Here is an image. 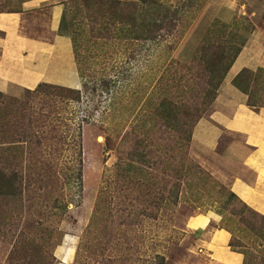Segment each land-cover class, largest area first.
I'll list each match as a JSON object with an SVG mask.
<instances>
[{
  "label": "rangeland",
  "instance_id": "rangeland-1",
  "mask_svg": "<svg viewBox=\"0 0 264 264\" xmlns=\"http://www.w3.org/2000/svg\"><path fill=\"white\" fill-rule=\"evenodd\" d=\"M20 1L0 0V10L15 9ZM109 1H61L60 32L71 42L82 78L80 96L70 98L56 89L34 96V107L39 98L47 101L41 110L30 109L33 117L51 109L54 128L40 134L33 127L23 143L7 135L0 149L9 159L14 150L24 176L21 194L0 197V264H59L71 248V264H212L198 242L201 230L186 225L195 213L215 215L218 220L209 228L230 229L235 243L245 245L237 249L246 251L247 264L257 262L262 250L251 226L261 218L254 210L236 197L232 209L221 208V198L201 196L202 206L195 208L186 203L190 190L214 183L186 172L184 139L171 128L166 113L174 106L181 118L184 105L198 99L206 74L202 59L213 57L207 50L196 52L199 45H240L253 24L242 16L229 22L212 18L218 3L202 0L203 7L185 12L169 35L131 39L119 20H109L113 9L127 8L117 4L115 9ZM207 5L206 25L194 27L184 43ZM211 24H216L215 32L206 34ZM193 61L198 66L187 70ZM254 76L248 88L258 100L252 99L264 103V70ZM24 95L22 90L17 97ZM212 96L205 98L198 119L210 112ZM50 99L53 106L46 105ZM34 135L46 138L38 144ZM15 168L12 164L7 171ZM37 175L44 178L36 181ZM68 176L71 184L64 185ZM223 184L222 195L228 197L229 186Z\"/></svg>",
  "mask_w": 264,
  "mask_h": 264
},
{
  "label": "crops",
  "instance_id": "crops-1",
  "mask_svg": "<svg viewBox=\"0 0 264 264\" xmlns=\"http://www.w3.org/2000/svg\"><path fill=\"white\" fill-rule=\"evenodd\" d=\"M61 1L22 0L17 8L0 11V92L17 97L41 82L81 87L70 39L60 32ZM216 2L212 18L229 22L242 16L254 27L219 85L210 112L195 122L189 155L264 215V106H249L248 95L233 84L242 69L264 70V0ZM208 12L207 5L183 42L196 31L194 27L204 28ZM217 220L213 214L195 213L186 225L201 230L198 242L212 264H243V254L229 246L231 233L221 227L209 228ZM62 258L59 264H71L72 248Z\"/></svg>",
  "mask_w": 264,
  "mask_h": 264
},
{
  "label": "trees",
  "instance_id": "trees-1",
  "mask_svg": "<svg viewBox=\"0 0 264 264\" xmlns=\"http://www.w3.org/2000/svg\"><path fill=\"white\" fill-rule=\"evenodd\" d=\"M201 1L202 0H178L179 4H172L167 2V0H129V1L111 0L109 2H111L112 6L115 5L114 7L115 9H117V7L120 5L123 6L124 8H127V10L121 12V10L117 11L113 9V11L110 14L109 20L110 21L119 20L121 23V30H125L126 33L128 32L130 36L127 35L126 36L131 39L163 37L165 35H169L171 31L175 30L180 25L183 19L182 17L184 16L185 12L191 11L193 9L198 10L199 8H202L203 5L199 7L201 5ZM117 4L118 6H116ZM65 21H66V16H65ZM125 24H127V26ZM211 25L212 26H210L209 29L206 30V34H211L213 31L215 32L213 26L216 24H211ZM225 27L226 26H224V28ZM244 43L245 40L242 41V43L237 46L226 43L225 45H223L222 43H217V45L214 46L213 44H206L205 42H202L199 45L196 52L199 51L198 53L202 54V52L207 50V52L212 53L213 57L211 60L202 59L203 63L205 64L204 68L206 69L204 70L206 71V74L203 80L204 84L201 86L199 93L196 96L198 99H196V101L193 104L191 102H187L184 105L181 111V118L177 116L174 106L171 108H167L169 110H167L166 113L171 128H173V130L178 131L183 137L185 142V147L187 150L186 162L188 163V165L186 166V172L189 174L193 172L194 176L195 174H199V176H201L202 179H212L214 183V185H212L209 189H205L200 186L197 187L196 189L189 191V195L191 196H189L186 203L188 204V206L193 208L202 206V202H200L201 196L206 197L208 200L213 198V201H217L216 199L221 198V201L223 203V205L220 206L221 208L230 207L232 205V197H236L239 200H241L233 191L230 190V188L228 190L229 193L228 197H224L222 195V190L226 188L225 187L226 185L216 180L213 177V175L207 170H205L203 167L194 163L189 156L188 150H189V143L191 139L192 129L195 122L198 120L197 116L199 115L200 107L204 104L205 98L210 96V93H213V96L210 98V103L212 102L225 73L231 66L233 60L241 50V47L243 46ZM194 61H196V59H194ZM194 61L193 64L186 66L187 70L190 71L193 68L195 64ZM195 66L198 65L195 64ZM260 70L263 69H257L256 71H260ZM256 71H251L249 69H242L233 78V84L248 95L247 104L254 108L264 106V103H260L252 99V98L257 99V97L252 96L251 91L248 88L249 83L256 78L254 76V73ZM215 78L217 79L216 82H214ZM215 87L217 88L214 90L213 88ZM48 89H52L54 91L55 89L62 90L64 91L65 96L71 95L70 98H75L80 96L79 89L46 83V82L39 83L33 89H24L25 95L23 97H15V96L10 97V95L0 92V96L4 97V100L0 102V149L1 150H3L2 145L8 142L5 140L7 138V135L9 136L15 135L16 141L23 143L27 141V138H30L31 135H33L31 134L32 133L31 130L33 129V127H36L40 131L39 132L40 134L44 133V128L46 127H50L48 129L49 131H51L54 128V126L51 123L52 118L50 117V114L52 113L51 109H49L47 113H41V111H38L37 115L34 117L30 111V109L36 107V106L34 107L32 104L33 103L32 98L38 94L45 93ZM36 101H37L36 103L39 105L36 108H38V110H41V108H43V104L47 100L42 101V98H39ZM46 105L53 106L51 99L48 100ZM34 137L36 138V143L39 144L41 142V139L45 136L42 135V137L41 136L37 137L34 135ZM78 140H80V137H78ZM10 158L11 159L5 157L2 153H0V197H5V198L18 196L19 194H21V192H23L24 189L23 187L24 182L22 181V178L24 179V176L17 166L19 165L20 159L18 155L14 152V150L11 151ZM12 164H14L16 168L10 170L11 172H8L7 167L11 166ZM191 164L194 165L191 166ZM79 177L81 180V175H79ZM42 178H44V176L41 177V175H37L36 181H40L42 180ZM70 180L71 179L68 176V178L66 179L65 182H63V184L70 185L71 184V182L69 183ZM55 203L57 207L60 209L64 207L61 200H59V198L57 197L55 198ZM243 204L244 206H246V208L248 209L250 208L244 202ZM232 207L233 205L231 206V209ZM254 212H256V214L260 216L261 221L254 226L252 225L251 230H254L255 235L257 236L256 238H258L257 241L258 243L256 244L261 248L262 251H260V254L258 256L259 260H257L256 256H253V260L256 259L257 262L253 261L251 262V264H256V263L264 264V215L260 214L255 210ZM241 215L242 216L245 215L243 210ZM225 229L231 233L229 246L231 247L232 250L241 252L244 256L243 264H247L246 251L240 248L237 249V247L242 246L243 248L245 247V245L236 244L232 231L228 228ZM158 264H163V261H160Z\"/></svg>",
  "mask_w": 264,
  "mask_h": 264
}]
</instances>
